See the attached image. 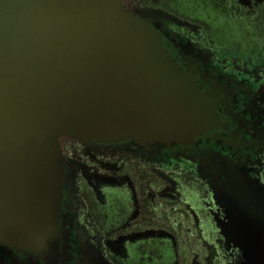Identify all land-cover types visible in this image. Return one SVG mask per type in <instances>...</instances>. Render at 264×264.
I'll list each match as a JSON object with an SVG mask.
<instances>
[{
  "label": "flooded vegetation",
  "instance_id": "1",
  "mask_svg": "<svg viewBox=\"0 0 264 264\" xmlns=\"http://www.w3.org/2000/svg\"><path fill=\"white\" fill-rule=\"evenodd\" d=\"M123 4L216 119L185 142L60 138L56 247L0 240V264H264V0Z\"/></svg>",
  "mask_w": 264,
  "mask_h": 264
},
{
  "label": "water",
  "instance_id": "2",
  "mask_svg": "<svg viewBox=\"0 0 264 264\" xmlns=\"http://www.w3.org/2000/svg\"><path fill=\"white\" fill-rule=\"evenodd\" d=\"M215 119L123 0H0V240L55 249L60 138L185 142Z\"/></svg>",
  "mask_w": 264,
  "mask_h": 264
}]
</instances>
